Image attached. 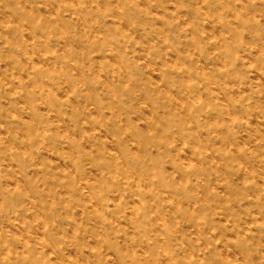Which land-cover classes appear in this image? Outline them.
<instances>
[{
    "label": "rangeland",
    "instance_id": "obj_1",
    "mask_svg": "<svg viewBox=\"0 0 264 264\" xmlns=\"http://www.w3.org/2000/svg\"><path fill=\"white\" fill-rule=\"evenodd\" d=\"M0 264H264V0H0Z\"/></svg>",
    "mask_w": 264,
    "mask_h": 264
}]
</instances>
